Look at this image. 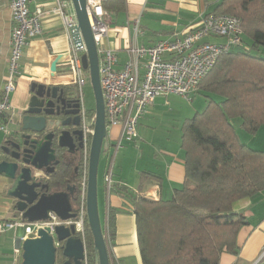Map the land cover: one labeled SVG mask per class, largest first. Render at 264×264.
<instances>
[{"label":"trees","instance_id":"1","mask_svg":"<svg viewBox=\"0 0 264 264\" xmlns=\"http://www.w3.org/2000/svg\"><path fill=\"white\" fill-rule=\"evenodd\" d=\"M104 7L116 14L123 2L109 1ZM211 14L241 21L242 46L223 53L195 93L207 107L182 126L184 184L169 200L143 195L145 174L136 192L117 190L132 203L143 264H220L224 253L237 255L246 217L233 205L264 192V150L242 143L235 125L239 121L253 137L264 129V58L253 54L264 48V0H223ZM86 230L89 264H96L88 224ZM108 232L113 240L111 211ZM258 264H264V257Z\"/></svg>","mask_w":264,"mask_h":264},{"label":"crops","instance_id":"2","mask_svg":"<svg viewBox=\"0 0 264 264\" xmlns=\"http://www.w3.org/2000/svg\"><path fill=\"white\" fill-rule=\"evenodd\" d=\"M120 1L123 2V10L111 14L110 33L103 42L104 48L116 54L118 62L115 68L117 70L122 69L127 61L126 48L128 46H152L162 41L172 40L176 36H185L194 31L202 18L213 13L223 0ZM40 5L46 9L51 8L54 0H32L31 10ZM42 27V35L30 40L24 49L16 91L11 97L12 111L7 118V122L10 121L8 127L11 132L15 131L20 115L28 107L32 95V84L48 86L55 81L61 87L77 90L72 79L66 76L71 40L64 29L61 18L54 15L47 16L43 20ZM12 29L10 0H0V98L8 75ZM168 97H157L148 108L139 124L138 139H143L146 134L142 126L153 128L151 125H155L158 121L164 122L165 118L170 117L177 119L180 123L176 125L174 137L168 138L169 135H167L164 144L157 147H133V145L124 147L127 141L122 140L121 148L115 154V147L121 135V129L115 128L110 131L109 147L101 156L102 158L104 153H108L107 157L104 156L107 161L106 167L110 156H115L111 189L105 182L106 175L103 180L106 216L105 226L104 224L102 226L106 227L109 212H113L115 238L112 240L110 253L112 259L119 264L143 263L138 246L132 203L117 190L127 188L136 192L141 176L145 174L143 195L154 200H169L175 189L180 188L185 182V152L181 147V129L183 122L191 119L199 113V110H195V113L192 104L185 113L178 112V109L170 106L165 100ZM263 131L264 129L259 134ZM0 135H2L1 145L6 137L2 132ZM255 138L251 140L254 141ZM261 142V147H264L262 146L264 140ZM246 144L256 147L248 142ZM9 186V181L0 176V196L6 195ZM8 202L10 203L5 208H0V220L19 219L20 214L16 211L13 200ZM233 209L246 217V223L238 233V254L224 253L220 264H258L264 257V192L258 197L236 202ZM21 234V229L0 234V264L22 263V251L20 254L16 253L19 249L18 242ZM10 248L13 250V255L7 257L5 251Z\"/></svg>","mask_w":264,"mask_h":264},{"label":"built area","instance_id":"3","mask_svg":"<svg viewBox=\"0 0 264 264\" xmlns=\"http://www.w3.org/2000/svg\"><path fill=\"white\" fill-rule=\"evenodd\" d=\"M113 0H86V12L90 22L93 39L97 47L100 67V82L105 105L106 127L109 133L120 128L121 135L115 147V154L121 148L122 140L133 142L138 139L140 121L157 97L178 96L191 100L201 82L210 74L220 56L231 47L242 46L243 30L241 21L233 16L209 14L202 18L199 26L185 36L162 41L152 46L130 45L126 48L127 61L122 69L115 67L116 54L103 47L110 33L111 13L104 3ZM32 0H10L13 29L10 40L11 54L6 83L0 98V132L8 137L11 134L7 118L12 111L11 97L16 91L20 76L21 62L29 41L42 35L43 20L50 15L61 18L64 29L71 40L66 76L76 85L81 97V119L84 135L90 141L94 135L95 115L89 116L82 99L83 88L90 83V75L84 69L82 58L87 47L81 33H75L78 21L71 0H54L51 8L38 6L31 10ZM138 32L137 27L135 28ZM216 40V41H212ZM218 41V42H217ZM220 41V42H219ZM108 173L105 177L107 187L112 186L113 156L108 160ZM89 161L85 160L79 193L73 206L75 219L62 221L54 213L48 221L28 223L22 219L0 220V234L21 229L20 241L38 238L40 230H51L57 242L55 229L59 226L75 229L76 236L84 245V260L89 264L91 251L87 244V188ZM103 227V226H102ZM104 239L110 255V264H119L112 259L110 247L112 240L108 232V218L103 227ZM17 249L16 253L20 254Z\"/></svg>","mask_w":264,"mask_h":264},{"label":"water","instance_id":"4","mask_svg":"<svg viewBox=\"0 0 264 264\" xmlns=\"http://www.w3.org/2000/svg\"><path fill=\"white\" fill-rule=\"evenodd\" d=\"M71 1L78 21L75 33L82 34L87 47V54L83 56L82 64L90 75V83L95 96V125L89 154L87 188L88 226L93 237L95 263L110 264V255L104 239L98 206L99 164L102 153L109 147L100 82L99 56L86 12V0ZM60 87L55 81L48 86L32 84L28 109L20 115L17 124L19 131L14 132L18 135L20 133L30 134L27 137L22 136V139L29 140L28 145L22 151L23 158L21 159L19 154L14 162H0V176L11 182L6 195L16 201L14 206L16 211L28 223L48 221L50 213H54L62 221L76 218L71 201L72 191L67 188V191L50 192L51 185L44 183L42 176L44 171L46 174L54 173V168L59 165V162L55 161L56 149L52 147V135H47L42 139L40 136L48 131L58 130L59 123L56 118L59 116L51 109L55 106L54 100ZM62 126L69 127L65 123ZM31 135L35 137L32 138ZM75 135L74 132L63 131L57 138L58 148L74 155ZM13 148L20 150V147ZM55 236L57 242L61 244L62 257L67 259L65 264H82L84 245L76 236L74 227L59 226L55 229ZM18 246L22 251L21 264H56L57 247L50 229L40 230L36 239L19 241Z\"/></svg>","mask_w":264,"mask_h":264},{"label":"flooded vegetation","instance_id":"5","mask_svg":"<svg viewBox=\"0 0 264 264\" xmlns=\"http://www.w3.org/2000/svg\"><path fill=\"white\" fill-rule=\"evenodd\" d=\"M56 99L54 100V108L51 109L59 117L56 118V121L59 123L58 130L48 131L47 133L41 135V139L47 135H52V147L56 149V160L59 162L54 168V173L46 174V171L43 173L44 183H49L51 185V191H67V188L72 191L71 201L73 206L76 204V199L79 193V183L83 173V167L85 160L89 161L91 140L87 141L81 119V103L77 92L73 88L60 87V91L56 94ZM29 104V103H28ZM28 109V107H27ZM26 109V110H27ZM25 110V111H26ZM24 111V112H25ZM23 112V113H24ZM90 112V111H89ZM88 112L89 116L90 113ZM22 113V114H23ZM67 124L69 127H63L62 124ZM18 132L19 128L17 127L15 131L5 138V140L0 145V162H14L16 157L20 154V158H23L22 151L28 145L29 140L22 139V136L27 137L29 133H20V135L14 133ZM63 131H71L76 135L74 137V155L67 153V150L60 149L57 142V138ZM32 138L35 135H31ZM27 143V144H25ZM13 147H20V150H16ZM61 175V179H58V176ZM10 185L11 182L9 181ZM10 187V186H9ZM9 189V188H8ZM13 200V199H12ZM15 206L16 201L13 200ZM61 251V247L57 249L56 253V262L58 258V253ZM62 253V251H61ZM67 261L66 258L62 257L61 264H65Z\"/></svg>","mask_w":264,"mask_h":264},{"label":"rangeland","instance_id":"6","mask_svg":"<svg viewBox=\"0 0 264 264\" xmlns=\"http://www.w3.org/2000/svg\"><path fill=\"white\" fill-rule=\"evenodd\" d=\"M253 54L259 55L260 57L264 58V48H262L258 53L253 52ZM76 92H77V96L81 97V94L78 89L76 90ZM82 99H83V104L88 111H93L95 109V96H94V92H93V88L91 84H87L83 88ZM165 100L170 104V106L178 109V112H182V113L183 112L185 113L186 111H188V108H191L192 104H193V107H194L193 110L195 113H196L195 110H199V113H202L207 107V102L205 98L198 94L195 96H192L191 100L184 99L178 96H169L168 98H165ZM166 121H169V122H166ZM178 124L180 123H178L177 119L170 117V118H165L164 122L158 121L155 125H151L153 126V128L147 127L146 125L145 127L142 126V129H144L146 133L143 139H136L133 142H127L124 145V147H130L132 145L133 147L160 146L161 144H164V142L166 141L167 135H169L168 138L174 137V134L176 133L175 128H176V125ZM235 125L237 126V133L242 143L246 144L248 142V143L253 144V146H256V147H251L252 149L258 148V149L264 150V147H261V144H262L261 141L264 140V131L261 134L254 136L256 138L254 141H252L251 139H253V136H249L248 134L242 131V129L239 127V121H235ZM1 137L2 135H0V140H1ZM104 156L107 157L108 153L103 154V157L100 160L99 170H98V206H99V215H100L102 224L105 223V216H106V213H105L106 203H105V197L103 195V180H104V176L108 173V165L106 167L107 161L105 160ZM113 158L115 159V156ZM9 200L11 199L8 198L7 195H1L0 196V208H3V207L5 208V206H7V204L10 203L8 202ZM103 226H105V224ZM12 255H13V250L11 248L5 251V256L11 257ZM61 262H62V253L60 251L58 253L56 264H61Z\"/></svg>","mask_w":264,"mask_h":264}]
</instances>
